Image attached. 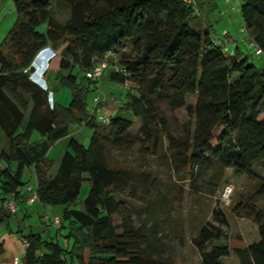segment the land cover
Wrapping results in <instances>:
<instances>
[{"label":"trees","instance_id":"obj_1","mask_svg":"<svg viewBox=\"0 0 264 264\" xmlns=\"http://www.w3.org/2000/svg\"><path fill=\"white\" fill-rule=\"evenodd\" d=\"M13 2L15 21L0 41V131L6 137L0 148V223L4 202H17L28 169L36 201L61 206L59 215L47 217L53 234L24 235V262L176 264L164 255L159 228L147 227L154 210L169 213L172 189L161 190L155 174L115 158L116 152H130L140 165L148 158L172 163L171 171L187 181L191 195L213 196L226 168L255 180L254 193L240 195L230 211L256 225V241L233 248L220 242L227 224L222 211H212L217 224L201 222L190 241L199 264H222L231 253L238 264H264V201L256 199L264 196V174L257 172L264 164V66L251 61L250 53L227 49L226 36L212 35L210 20L202 15H209L213 4L207 2L206 10L204 0H194L195 8L183 0ZM239 14L251 36L249 50L255 53L257 47L255 54L264 55V0H243ZM45 48L59 56L50 89L31 77L32 62ZM101 62L107 67L100 77L107 74L124 98L119 103L112 95L110 104L98 94L90 112L87 97L97 91L100 77L90 79L87 72ZM63 87L71 91L65 106L52 96ZM182 107L187 119L179 125L174 112ZM72 126L91 129L86 145L70 135ZM62 138L66 148L52 175L47 152ZM83 182L89 190L78 202ZM137 183L149 196L140 210L116 197ZM62 229L65 245L57 239Z\"/></svg>","mask_w":264,"mask_h":264},{"label":"rangeland","instance_id":"obj_2","mask_svg":"<svg viewBox=\"0 0 264 264\" xmlns=\"http://www.w3.org/2000/svg\"><path fill=\"white\" fill-rule=\"evenodd\" d=\"M218 12H210L209 20L212 21L214 14ZM59 16L64 18L67 16L66 11H61ZM16 13L14 9L13 0H0V41L5 36L7 30L11 27L15 21ZM216 25V24H215ZM44 53L52 54L53 51L50 48H45ZM261 57V56H259ZM255 60L257 58L254 57ZM35 65V64H34ZM51 72V71H49ZM47 73V76L50 73ZM33 75V74H32ZM34 80L41 81L39 75H33ZM52 79V78H51ZM100 90L91 91L87 97V108L91 112L94 98L96 95L110 93L115 90L114 86L106 85L103 79L99 81ZM52 96L60 105H67L69 102L71 91L68 87H63L52 92ZM119 103L122 102L124 96L122 94L116 95ZM187 104L193 102V98L188 96L186 98ZM118 103V104H119ZM175 115L178 118V124L187 119L185 108L182 107L176 110ZM139 124V120L136 118L132 129H136ZM75 132L81 137V141L84 145L87 144L91 134V129L81 126L80 129H76ZM178 129V128H177ZM37 133H33V138L37 137ZM58 151V146L50 152V157L54 159ZM135 153L130 152H116L115 158L121 161L123 164L132 166L136 170H148L158 177V185L161 190L165 188L172 189V205L169 213L167 214L160 210H154V219L147 223V227L154 229L159 228L158 235L160 242L165 246V256H171L176 264H199V256L194 249L190 239L196 233L197 227L203 221H211L217 224L219 219L217 215L212 213L222 211L227 217V224L223 227L224 237L220 239V242L226 243L229 248L243 247L252 241L258 239V231L256 225L249 219L244 217H238L230 211L231 205L238 199L240 195L247 196L253 194L255 191V180L248 179L247 175H235L230 168H226L224 171L223 180L219 186V189L213 196H207L204 193L198 195H191L188 191L187 181L179 180L176 173L171 171L172 163L167 164L165 161L159 159L148 158L145 165H140L139 160L135 158ZM119 161V162H120ZM259 174H264V164L257 167ZM143 186L137 183L134 187H130L124 194L117 195L116 197L122 199L130 204L134 209H144L147 205L148 195L144 193ZM226 187L231 188L230 194L224 198L223 191ZM89 190L88 182H83L78 195V202L82 201ZM133 192L132 196H128L130 192ZM151 194L155 191L150 190ZM179 197V198H178ZM257 202L264 201V196L260 195L256 197ZM78 204L77 207H80ZM61 206H47V213L52 215L53 213H60ZM155 220V223H154ZM157 223V224H156ZM54 231V229H53ZM66 233L65 229L61 230V234L58 235V241L61 245H65L63 234ZM254 239V240H253ZM69 261V254L66 255ZM222 264H238L236 256L231 253L228 256L221 258Z\"/></svg>","mask_w":264,"mask_h":264},{"label":"crops","instance_id":"obj_3","mask_svg":"<svg viewBox=\"0 0 264 264\" xmlns=\"http://www.w3.org/2000/svg\"><path fill=\"white\" fill-rule=\"evenodd\" d=\"M204 1H206L205 8L207 6V2H210L215 8L212 11L218 12L217 14L213 15L214 17L212 18V21H210V24L212 25V35L218 37L226 36L228 40L226 46L227 49L234 50L237 48L239 53H250L251 55L249 59L251 61H253L257 66H264V55L253 53L251 50H249L247 44V41L251 40V36L249 35L248 31L243 30L242 21L239 14V6L241 5L243 0ZM207 8L206 10H209V7ZM202 16L204 20L209 18V15L205 16L203 14ZM254 57L257 58V60H255ZM58 63L59 56L56 53L53 52L52 54H47L42 51L34 59L35 65L33 64V71L31 75H39L41 81H43L47 88L50 89L53 86V81L51 78L55 73L58 72ZM48 72L50 74L47 76ZM100 79H103L106 85L108 84L114 86V88L116 87L113 92L103 94V96L106 97L107 101H109L110 104L115 103L112 95H116V93L119 91L118 86L108 80L107 74H103ZM99 88L100 85L97 91L100 90ZM28 115L29 111H26L22 120L23 126L28 119ZM75 128L80 129L81 126ZM70 135L81 139V137L75 132L74 129L70 130ZM5 143L6 137L0 131V148H2ZM66 144V138H62L52 144L48 149L47 155L50 157V152L54 149V147L58 146L56 157H54L53 164L50 168V174L52 175L55 174L57 170L58 163L66 148ZM25 176L26 179H28V182L20 190V193L17 197V202L15 203V211L12 213H8L4 209L2 211L5 220L0 223V242L3 246V252L0 253V264H13V260L15 258L23 259L26 248V244L24 243V235L28 232L41 234L44 237H47L48 234H53V227L50 226V221L47 220V217L59 215L58 213L49 215L47 213V206H43L37 201H29L31 194L34 193L35 185L32 170H26ZM60 234L61 232L59 233V235Z\"/></svg>","mask_w":264,"mask_h":264},{"label":"built area","instance_id":"obj_4","mask_svg":"<svg viewBox=\"0 0 264 264\" xmlns=\"http://www.w3.org/2000/svg\"><path fill=\"white\" fill-rule=\"evenodd\" d=\"M185 3L191 5L193 8H195V3H194V0H183ZM251 45V43H249ZM253 45V44H252ZM43 51V50H42ZM40 51L37 56L42 52ZM254 52L255 53H259V49L257 47H254ZM36 56V57H37ZM35 57V58H36ZM34 64V60L32 62V66ZM107 65L105 62H101L98 66L94 67L91 71L87 72V77L90 78V79H96V78H99L101 73L103 72L104 69H106ZM42 86L43 87H46L45 83H42ZM95 100V99H94ZM28 189H29V186H28ZM231 192V188L230 187H226L223 191V197L226 198ZM29 201L32 202V201H36V195L35 193L31 194L30 198H29ZM15 202L10 199V200H7L4 202V209L8 212V213H12L15 211ZM52 223L54 226H59L60 224V218L55 216L52 220ZM24 243L26 244V241L24 240ZM13 264H26L24 262L23 259H20V258H15L13 260Z\"/></svg>","mask_w":264,"mask_h":264},{"label":"clouds","instance_id":"obj_5","mask_svg":"<svg viewBox=\"0 0 264 264\" xmlns=\"http://www.w3.org/2000/svg\"><path fill=\"white\" fill-rule=\"evenodd\" d=\"M31 77H32V75H31ZM33 79H34V77H32ZM36 81V80H35ZM37 82L39 83V84H42L43 83V81H38L37 80Z\"/></svg>","mask_w":264,"mask_h":264}]
</instances>
